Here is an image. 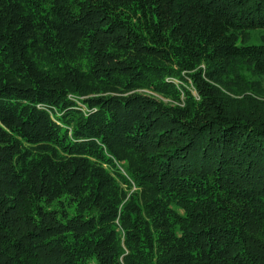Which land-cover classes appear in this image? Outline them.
I'll list each match as a JSON object with an SVG mask.
<instances>
[{"label":"trees","instance_id":"16d2710c","mask_svg":"<svg viewBox=\"0 0 264 264\" xmlns=\"http://www.w3.org/2000/svg\"><path fill=\"white\" fill-rule=\"evenodd\" d=\"M0 264H264V0H0Z\"/></svg>","mask_w":264,"mask_h":264},{"label":"rangeland","instance_id":"374dc122","mask_svg":"<svg viewBox=\"0 0 264 264\" xmlns=\"http://www.w3.org/2000/svg\"><path fill=\"white\" fill-rule=\"evenodd\" d=\"M261 37H262L261 31L252 32L251 39H259ZM140 90H142L143 92H146V93H153V94L163 98L161 95L157 94L156 92L151 91L150 89H140ZM164 99L168 100V98H164Z\"/></svg>","mask_w":264,"mask_h":264}]
</instances>
